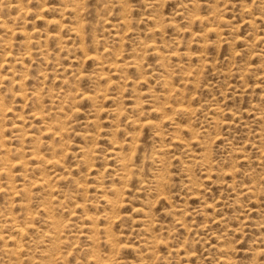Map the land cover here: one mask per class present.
Here are the masks:
<instances>
[{
    "label": "rangeland",
    "instance_id": "1",
    "mask_svg": "<svg viewBox=\"0 0 264 264\" xmlns=\"http://www.w3.org/2000/svg\"><path fill=\"white\" fill-rule=\"evenodd\" d=\"M0 20V264H264V0Z\"/></svg>",
    "mask_w": 264,
    "mask_h": 264
},
{
    "label": "bare ground",
    "instance_id": "2",
    "mask_svg": "<svg viewBox=\"0 0 264 264\" xmlns=\"http://www.w3.org/2000/svg\"><path fill=\"white\" fill-rule=\"evenodd\" d=\"M74 2H75V1H74ZM85 2H86V1H85ZM15 3H16V2H15ZM17 3H19V2H17ZM69 4L71 5L72 3L69 2ZM66 6H67V5H66ZM74 6H75V5H74ZM75 7H76V6H75ZM16 9H17V8H16ZM69 9H70V8H69ZM72 9H73V7H72ZM74 10H75V9H74ZM21 12H22V11H21ZM23 12H25V11H23ZM67 12H68V11H67ZM71 12H72V11H71ZM26 13H27V12H26ZM26 13H25V14H26ZM20 14H21V13H20ZM198 21H199V20H198ZM200 22H201V21H200ZM1 25H3V23H1V20H0V27H1ZM71 29H72V28H71ZM69 30H70V29H69ZM211 30H212V29H211ZM211 30H210V32H211ZM207 31H209V30H207ZM70 32H72V31H70ZM76 33H77V32H76ZM2 40H3V39H2ZM0 44L3 46V45L5 44V41H4V43H3V41H0ZM150 49H151V48H150ZM63 94H64V93H63ZM68 96H69V95L67 94V97H68ZM68 98H69V97H68ZM89 98H90V97H89ZM82 99H88V97H87L86 95H84V96H82ZM90 100H91V99H90ZM92 100H93V99H92ZM180 110H181V108H180ZM180 110H179V111H180ZM34 115H35V114H34ZM35 116H38V117H39V115H37V114H36ZM38 119H39V118H38ZM146 122H147V121H146ZM146 122H145V123H146ZM143 123H144V122H143ZM143 123H142V125H143ZM145 123H144V124H145ZM148 123H149V122H148ZM50 124H51V123H50ZM50 124H48V125H50ZM145 125H147V124H145ZM148 125H149V124H148ZM46 128H47V126H46ZM54 128H55V127H54ZM47 129H48V130H51V129H52V131L54 130V129L52 128V126H50V127L47 128ZM52 131H50V132H52ZM46 133H48V132H46ZM52 133H53V132H52ZM52 133H51V134H52ZM51 134H50V135H51ZM48 135H49V134H48ZM17 136H18V135H17ZM28 136H29V135H28ZM26 137H27V136H26ZM54 137H55V136H54ZM37 141H38V140H36V142H37ZM35 144H36V143H35ZM35 144H34V146H36ZM0 148H1V147H0ZM32 148H33V147H32ZM33 149H34V148H33ZM33 149H31V152H30L31 154H29V155H31L32 159H31V158H29V159L33 160V158H41V157H39L40 154L37 153L36 151H34ZM28 152H29V151H28ZM58 158H59V157H58ZM58 158H57V159H58ZM44 159H45V158H44ZM44 159H43V160H44ZM54 159H55V158H54V157L51 158V156H50L49 159L46 158V162H47V164H50L51 166L56 167V165H57V162H56L57 159H56V161H55ZM59 159H60V158H59ZM19 160H20V158H19ZM19 160H18V161H19ZM37 160H39V159H37ZM53 160H54V161H53ZM0 161H2V160H0ZM18 161H17V162H18ZM38 162H39V164H40L42 161H38ZM46 162H45V163H46ZM18 163H19V162H18ZM16 164H17V163H16ZM37 164H38V163H37ZM37 164H36V165L34 164V165L37 166ZM41 164H42V163H41ZM59 164L61 165V162H60ZM3 165H4V164H3ZM12 165L15 166V164H12ZM24 165H25V164H24ZM34 165H33V166H34ZM43 165H44V164H43ZM14 166H13V167H14ZM16 166H18V165H16ZM39 166H41V165H39ZM57 166H58V165H57ZM11 167H12V166H11ZM37 167H38V166H37ZM4 168H5V167H4ZM6 168H7V167H6ZM38 168L40 169V167H38ZM56 168H57V167H56ZM56 168H54V169H56ZM2 170H3V168L0 169V172H1ZM6 171H7V170H6ZM35 171H36V170H35ZM2 172H3V171H2ZM5 173H6V172H5ZM2 174H3V173H2ZM41 183H42V182H41ZM43 183H44V182H43ZM45 184H46V183H45ZM35 186H36V185H35ZM37 186H40V184L37 185ZM20 190H21V189H20ZM110 192H111V191H110ZM26 227H27V226H25V225H18V226L15 227V230L19 233V235H22V234H24V231H26V229H27ZM95 228H96V227H95ZM53 230H54V229H53ZM9 239H11V238L8 237V240H7V239H6V240H7L8 242H9V241L11 242V240H9ZM15 246H16V245H15ZM16 247H17V246H16ZM15 250H16V249H15ZM10 252H11V251H10ZM5 253H6V252H5ZM11 254H12V253H11ZM13 254H14V251H13Z\"/></svg>",
    "mask_w": 264,
    "mask_h": 264
}]
</instances>
